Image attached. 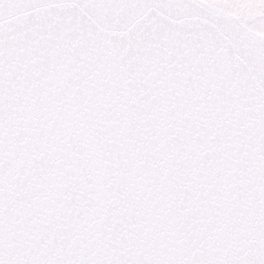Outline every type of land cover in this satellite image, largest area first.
I'll return each mask as SVG.
<instances>
[{
	"label": "snow or ice",
	"instance_id": "6c2138e0",
	"mask_svg": "<svg viewBox=\"0 0 264 264\" xmlns=\"http://www.w3.org/2000/svg\"><path fill=\"white\" fill-rule=\"evenodd\" d=\"M0 264H264V0H0Z\"/></svg>",
	"mask_w": 264,
	"mask_h": 264
}]
</instances>
